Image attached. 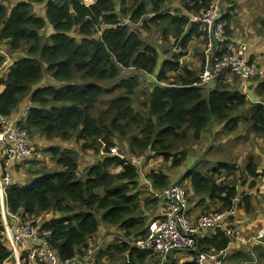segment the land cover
<instances>
[{
    "label": "trees",
    "instance_id": "obj_1",
    "mask_svg": "<svg viewBox=\"0 0 264 264\" xmlns=\"http://www.w3.org/2000/svg\"><path fill=\"white\" fill-rule=\"evenodd\" d=\"M45 1L23 0L10 7L0 0V44L13 53L26 50V57L6 71L7 56L0 50V116L11 117L22 102L30 99L34 107L21 122L29 131L30 141L38 134L49 142L68 143L75 138L82 143V152H93L102 159L86 169L84 181L79 176L78 152L51 147L48 152L61 170H30V175L37 176L35 182L27 187L13 182L6 191V203L12 214L58 212L60 219L47 225L52 230L51 247L61 260H69L79 252L85 255L95 249L98 240L94 238L101 226L117 229L131 243L147 236L151 217L146 211H155L158 201L143 195L141 174L129 162L131 158H160L171 162L173 170L180 169L192 152L189 144L200 145L204 154L211 140V125L230 136L238 129L234 116L241 110L248 111L252 132L264 138V80H255V93L262 101L255 104L239 88L241 79L231 72L211 83L213 87H199L195 86L199 72L182 66L177 55L175 61H165L158 68L157 48L142 39L143 32L150 28L148 24L159 26L163 40L173 38L183 50L195 38H208L201 24L191 22L187 15L164 11L168 0H120L119 10L114 0H94L90 4L86 0H49L45 17H40L35 5ZM181 2L187 13L200 16L213 0ZM222 20L230 32L227 12ZM139 23H143L142 31L132 28ZM48 25L53 33L46 36L43 31ZM124 70L155 76L161 85L139 99L140 78H121ZM45 74L59 84L85 89L46 86L33 90ZM230 75L234 80L230 81ZM113 82H118L114 89L119 93L106 108L97 110L112 92L108 85ZM216 143L215 134L206 157L181 183L190 182L191 199H198V206H208L205 210L226 213L238 207L249 215L253 205L247 192L257 188L264 170L259 172L255 158L249 157L244 168L221 162L211 170L198 171L202 163H211L208 157ZM113 148L128 158L110 156ZM147 178L155 192L175 182L172 174L163 170H153ZM245 187L248 190H240ZM4 231L0 216V264L11 255L4 244ZM107 235L111 233L100 237ZM198 241L199 252L219 253L233 240L218 230ZM128 253L132 264L149 256L130 243L112 245L96 257V264L98 257L107 256L112 263L114 255L120 259ZM169 264L196 263L171 259Z\"/></svg>",
    "mask_w": 264,
    "mask_h": 264
},
{
    "label": "built area",
    "instance_id": "obj_2",
    "mask_svg": "<svg viewBox=\"0 0 264 264\" xmlns=\"http://www.w3.org/2000/svg\"><path fill=\"white\" fill-rule=\"evenodd\" d=\"M224 14L221 4L214 3L202 15L192 17L193 22L201 24L209 38L205 66L195 86H207L226 72L238 76L245 83L264 80V69L249 55L248 44L231 37L227 24L222 20ZM213 28L219 48L211 58V51H214L215 46L211 37ZM23 121L22 118L0 116V216L5 228L4 244L11 252L4 264H94V256L115 241L120 245L130 243L136 251L161 259L162 264L176 254H185L187 262L196 264H226L228 249L219 253L198 252L195 255L190 252L195 249L199 237H208L210 232L215 234L218 230L224 231L232 240H247L251 245L264 246V229H260L254 237L244 239L233 221L235 209L226 213H206L193 222L189 215L191 195L187 186L179 184L171 190H151L155 198L161 199L163 220L149 226L146 238L131 243L123 236L107 235L100 237L95 249L89 250L85 255L79 252L73 259L61 260L51 247L52 230L41 224L36 216L12 214L6 203V191L13 183L9 175L11 167L31 160L35 151L29 131L20 126ZM109 155L126 159L119 154L117 148L111 149ZM129 162L142 172L140 160L132 158ZM126 259L125 264H132L129 253Z\"/></svg>",
    "mask_w": 264,
    "mask_h": 264
},
{
    "label": "crops",
    "instance_id": "obj_3",
    "mask_svg": "<svg viewBox=\"0 0 264 264\" xmlns=\"http://www.w3.org/2000/svg\"><path fill=\"white\" fill-rule=\"evenodd\" d=\"M7 6L13 7L16 5L18 2L23 1V0H3ZM49 0H46L44 3H37L35 5V13L39 15L40 17H45L46 14V3ZM115 3L117 4V10H119L120 6V0H114ZM170 0L167 1L166 5L167 8L169 9V13H172L174 10L178 13H182L187 15L191 19V22H193L192 17L193 14L187 13L184 8L181 0H175L173 1V4L171 5ZM214 3H219L221 4L223 10L227 12L230 16L229 20V30H230V35L232 38L235 40L243 41L248 44V53L252 57L253 61L256 62L261 68L264 69V0H213L212 4ZM172 11V12H170ZM172 13V14H175ZM130 21H127L126 24H129ZM142 25L143 23L135 24L132 26L133 29L142 31ZM51 26L48 25V28L43 31V34L45 35V32L47 33L46 36H49L53 33V29L50 28ZM204 37H198L195 38L190 42V44L187 47V50H184V55H177L179 56V62L181 63L182 66H188L191 69H195L194 63L192 62H198V71L199 74L202 72L204 66H205V59L206 56L208 55L206 52L209 49V38ZM172 40L174 39H169V40H164L167 43H163L160 41L161 46L158 47V52H159V65L160 66L168 60L174 59L173 55L170 52V47L173 44ZM196 42H200L203 46L201 48L195 49L194 53V59L188 57L191 54L190 51V46L191 44H194ZM0 44V50L5 51V55L7 56V63L5 64L3 71L9 70L11 66H13L18 60L26 57V50L23 52H12L11 50L7 49L5 45ZM183 50V49H182ZM218 51V48L214 46V51H211V58L215 56ZM180 54V53H177ZM175 61V60H172ZM128 71V70H124ZM123 71V72H124ZM129 71H134V70H129ZM122 72V73H123ZM137 72V71H134ZM142 73V72H141ZM143 74V73H142ZM147 79L149 78L150 80H153L151 83V89L150 91L156 86L157 84H160L156 81L154 78L155 76L147 75L144 74ZM174 75V74H171ZM230 81L234 80L233 77L230 75ZM45 80L47 82H54L55 80L48 74L45 75ZM243 80L241 79V82ZM153 82H156L157 84H154ZM239 83L238 86L242 90L243 93L246 94V83L243 81L242 83ZM254 83V88H256L257 82ZM161 85V84H160ZM165 86V85H162ZM207 86H212V85H207ZM213 87V86H212ZM248 96V95H247ZM249 101L250 98L248 96ZM252 103V102H251ZM256 104V103H255ZM33 108V104L31 103L30 99H27L26 101L22 102L21 105L17 108V110L13 113L11 117L18 119H26L27 116L29 115V111ZM251 108V106H248V109ZM221 128L217 127V125L214 126L213 132L210 130L211 133V140L207 144V147L205 149L208 150L210 149V145L212 146L213 142V137H215V134L220 132ZM39 135V134H38ZM244 140H250L251 144L253 145L252 149H247V152H245L243 155L232 158V157H227L225 158L223 155L225 152L230 153L232 148L237 142V139H231V138H223L221 144H215V147L213 148L212 153H215L214 157H211L209 160L211 161L210 164H208V168L206 170H209L210 167L214 164H218L221 162H226V163H235L239 167L244 168L247 159L249 157L255 158L258 167H259V172L264 170V138L258 137L255 134L252 135H243ZM41 144L43 143V140L47 142V145L50 146H55V147H60V148H69L73 149L78 152L79 155V165H80V172L85 173L86 169L98 161H100L102 158L100 156H96L93 152H80L79 148L82 143H78L77 140L74 138L68 143H62L59 140H56L55 142H49L45 138L41 136ZM38 141H32V145L34 148V156H38V158L35 160L32 158L29 161L18 163L11 167V170L9 171V175L12 178V182L17 183L21 186L28 184V181L32 179H36L37 176H32L29 179V174H26L24 172V167L26 166L27 169L31 167L32 169V164L34 162L37 163L36 165L37 168H40L39 163L42 162L40 161V156H43L44 153H41L38 144ZM214 145V144H213ZM200 145H192L189 144V147H192L190 154L188 155L187 159L185 160V164L180 168L177 169L176 172L172 175V177H175L176 181L177 178H179L181 175L185 174L187 170H189L193 165H196L198 163V159L200 158L199 156L203 155L201 154L202 151L199 148ZM39 149V150H38ZM206 150V151H207ZM194 151V152H193ZM205 151V153H207ZM204 153V154H205ZM50 157H46L47 161L51 157V154L48 152ZM220 155V156H216ZM126 157V156H125ZM43 158V157H42ZM128 158V157H126ZM202 160H200L201 162ZM54 162V161H53ZM199 162V163H200ZM55 163V162H54ZM205 164V163H204ZM31 169L27 170L30 171ZM61 170V169H59ZM157 170L154 167L150 168V171L147 172V175L153 171ZM146 175V178H147ZM81 176V175H79ZM82 177V176H81ZM146 182L149 184V195L156 199L158 201V208L154 210H149L146 211V215L152 217L153 214L154 217L150 220L149 226L153 223H159L163 220V216L161 213V199L155 198L151 194V190H154L151 188L152 184L147 178ZM188 183H190L188 181ZM241 191H246L248 190L247 187L245 188H240ZM247 194L252 196V205H253V212L249 215L245 213L243 209H239L238 207L235 209V216L233 217V221L235 224V227L239 228L240 232L242 233V236L244 239H249L252 238L256 235V233L260 229H264V177L261 178L257 188L254 190H249ZM193 197V196H191ZM189 198V203H190V210H189V215L190 218L193 222H195L198 217L201 216V213L205 212L206 208L208 206H198L196 205L198 199H191ZM1 199V197H0ZM206 204L208 205V198ZM211 210H214L211 208ZM203 215V214H202ZM37 219L40 220L41 224L47 226L51 222H53L55 219H60V214L56 211H51L47 213H42L40 215H36ZM43 217H46L43 219ZM42 220H44L42 222ZM109 227L101 226L100 233L99 235L94 238L99 239L100 236L104 234H109L111 233L112 235L115 236H121L120 232L117 229H106ZM147 235H148V230H147ZM214 235V234H213ZM213 235H208V237H212ZM147 237V236H146ZM144 237V238H146ZM142 239V238H141ZM96 244V243H95ZM111 245H117V241H115ZM107 248L110 247L109 245L106 246ZM228 258L226 260V264H264V246L261 244H249L247 240L241 241V240H233L230 244V247L228 248ZM98 256V253L94 256V264H96V257ZM172 259L178 260L180 263H186L187 262V255L185 254H176L172 257Z\"/></svg>",
    "mask_w": 264,
    "mask_h": 264
},
{
    "label": "rangeland",
    "instance_id": "obj_4",
    "mask_svg": "<svg viewBox=\"0 0 264 264\" xmlns=\"http://www.w3.org/2000/svg\"><path fill=\"white\" fill-rule=\"evenodd\" d=\"M144 1L148 2V0H144ZM173 1H175V0H170L169 1L171 5L173 4ZM164 11L169 12V9L167 8V5L165 6ZM175 11H177V10H174L173 12L170 11V12L175 13ZM177 14H179V13L176 12L175 15H177ZM148 26L150 28L148 30H145L143 32V34H142V39L145 42L149 43L150 45L154 46L157 49H158V47L161 46L160 41H162L163 43H167V42H165L163 40L162 32H161V29H160L159 26L150 25V24H148ZM142 29H143V27H142ZM45 35H47L46 32H45ZM73 35L75 36V34H73ZM171 39H173V38H171ZM172 42H173V44L170 47V52L173 55V57H175L176 55H184V52H183L184 50L180 49V47L175 44V40L174 41L172 40ZM202 46L203 45L200 42H196L194 44H191V46H190L191 54L188 57L194 59L195 58L194 57L195 49L201 48ZM177 53H180V54H177ZM172 60H175V59H172ZM192 63H194L195 69L198 70V62H192ZM130 76H137V77L140 78L142 86L140 88V91L137 93V97L139 99L145 98L144 93L146 91H148L149 89H151V83H149V82H152L153 80H150L149 78L147 79V77L144 74H142L141 72H134V71H129L128 70V71H124L121 74V78H128ZM117 83L118 82H115V83L113 82V83L108 85L109 89L112 90V92L106 95L103 103L98 105L97 110H99L101 108H106L108 103H109V101L115 95H117L119 93L118 90L114 89V86ZM153 83L157 84L156 82H153ZM46 86H56L57 88H75V89H81V90L85 89V86L75 87L73 85L69 86V84H67V85L59 84L56 81L47 82V80H45V76H44L43 80L39 84L33 86V90H37V89H40V88H43V87H46ZM248 115L249 114H248L247 110H241V111L238 112L237 115L234 116V118H236L237 122H238V129L235 132H233L230 136H227L226 133H221V134L219 132L216 133V142H217V144H221L223 138L237 139V142L234 145V147L232 148L231 152L230 153H227V152L224 153L223 156L225 158H227V157H232V158L239 157V156L243 155L245 152H247V149H252L253 148V145L251 144V141L250 140L246 141L243 138L244 134H246L247 136L254 134L252 132L250 120L249 121L247 120ZM260 137L262 138V136H260ZM40 139H41V136L37 135V138H34V139L31 140L33 142L34 141H38L37 142L38 147H39L41 153H44L43 156H40V161H42V162L39 163L40 168L36 167L37 163L39 162V161H37V163L34 162L32 164V169H31V167L29 169H31L32 173H35L36 171H38L40 169H43V168L46 169V170H51L52 173L56 172V170H59L60 167L57 166V164L53 162L52 158H49L48 161L46 159V157H50L49 154H48V149L50 148V146L47 145V142H45V140H43V143L41 144V140ZM213 143H214V141H213ZM51 147H54V146H51ZM121 150H122L121 147H119L120 153H121ZM79 151L82 152L80 150V148H79ZM214 156H215V153H211L209 155L208 159H210L211 157H214ZM216 156H220V155H216ZM199 157L200 158L198 159L199 161H198L197 164H200L202 162V161L200 162V160H203L206 157V153L201 155V156H199ZM32 158H34L36 160L38 158V156H34L33 155ZM138 160H140L141 165H142V172L140 173L141 174V176H140V185H141V191L143 192V195H149V184L146 182V180H147L146 175H147V172L150 171L151 167H154L157 170H163V171L167 172L168 174H172V175L176 172V170H173L171 168V162H166V161H164V160H162L160 158L147 159L146 157L141 156V158L138 159ZM216 166L217 165L213 164L210 167L209 170H211L212 168H215ZM207 168H208V164L207 163H205V164L202 163L198 167L197 170L201 171V172H205V171H207L206 170ZM29 169H27L26 166H25L24 167V172L26 174H29V171H27ZM80 175L82 176V177L80 176L82 178V180L85 181L87 176H84L83 172L82 173L80 172ZM29 176H30L29 177V179H30L32 176H34V174H32V175L29 174ZM35 180L36 179H32V181L29 180L28 184L23 185V187L31 186L35 182ZM172 180H175V177H172ZM183 184L188 187V190L190 189V183H188V181L183 182ZM210 212H215V211L206 210L205 212L201 213V215L202 214H206V213H210ZM154 215L155 214H153L151 219L154 217ZM96 216H97L98 219H101V215H97L96 214ZM45 218L46 217H43V219H45ZM57 219H55V220H57ZM210 234L213 235L214 233L210 232ZM106 248L107 247L105 246V247L102 248V250L104 251ZM116 259H117V255H114V257H113L114 261L112 263H110L109 262V258L107 256H104L103 258L102 257H98L97 264H125L127 262V259L124 256L120 257V259H117V260ZM170 261H171V259L168 262H165V264H169ZM135 264H162V261H161V259L149 254V256L146 257L143 262L136 261Z\"/></svg>",
    "mask_w": 264,
    "mask_h": 264
},
{
    "label": "water",
    "instance_id": "obj_5",
    "mask_svg": "<svg viewBox=\"0 0 264 264\" xmlns=\"http://www.w3.org/2000/svg\"><path fill=\"white\" fill-rule=\"evenodd\" d=\"M214 29H215V28L212 29L211 37H212V40H213V43H214L215 47L219 48V45H218L217 40H216V38H215ZM246 88H247V90H246V94L249 96L251 102H253V103H261V98H259V97L256 95V93H255V88H254V83H253V81H248V82L246 83ZM214 89H215V87H214ZM213 128H214V126L211 125L210 130H211L212 132H213ZM214 140H215V137H213V141H214ZM213 144H214V143L212 142V146H213ZM212 146H211V147H212ZM211 147H210V148H211ZM195 166H196V165H194V166L191 167L189 170H187V171H186L187 173L181 175V176H180V177H179V178H178V179H177L172 185L169 186V189L171 190V189H173L174 187H176L177 185H179V184L184 180V178L187 176V174H188L189 172H191V171L195 168ZM190 252H191L192 254H195V253L199 252V241H197V245H196L195 249L191 250Z\"/></svg>",
    "mask_w": 264,
    "mask_h": 264
},
{
    "label": "clouds",
    "instance_id": "obj_6",
    "mask_svg": "<svg viewBox=\"0 0 264 264\" xmlns=\"http://www.w3.org/2000/svg\"><path fill=\"white\" fill-rule=\"evenodd\" d=\"M93 1H89V0H86L85 1V3H88V4H90V3H92ZM253 82H255V81H253ZM261 103H262V101H261ZM132 159V158H131ZM180 184H183V183H180ZM217 211H215L214 213H216ZM217 213H219V212H217ZM149 233V232H148ZM125 235V234H124ZM123 235V237L125 238V236ZM126 239V238H125ZM142 239H144V238H142ZM128 240V239H127ZM197 241H198V239H197ZM117 245H120V244H117ZM124 245V244H123ZM109 246H112V245H109ZM107 249V248H106ZM105 249V250H106ZM103 251L101 250V252H99L98 253V256L100 255V253H102ZM198 253V252H197Z\"/></svg>",
    "mask_w": 264,
    "mask_h": 264
},
{
    "label": "bare ground",
    "instance_id": "obj_7",
    "mask_svg": "<svg viewBox=\"0 0 264 264\" xmlns=\"http://www.w3.org/2000/svg\"><path fill=\"white\" fill-rule=\"evenodd\" d=\"M89 1H94V0H89ZM21 127H23L22 125H20ZM24 128V127H23ZM25 129V128H24ZM27 130V129H26ZM28 131V130H27Z\"/></svg>",
    "mask_w": 264,
    "mask_h": 264
}]
</instances>
